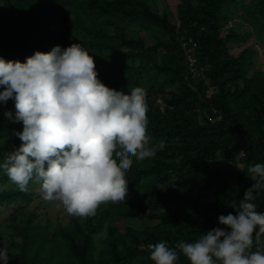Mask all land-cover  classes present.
Segmentation results:
<instances>
[{"label": "trees", "instance_id": "trees-1", "mask_svg": "<svg viewBox=\"0 0 264 264\" xmlns=\"http://www.w3.org/2000/svg\"><path fill=\"white\" fill-rule=\"evenodd\" d=\"M160 2L0 0V57L24 62L79 42L106 86L146 92L147 134L153 146L166 142L154 157L133 158L125 201L67 225L31 210L36 191L19 190L0 169V208H14L0 223L9 264H154L148 244L175 248L225 228L219 216L235 215L255 183L248 167L264 163V69H255L264 0H176V11L166 4L162 12ZM5 109L15 114L12 99L0 105V162L22 143L14 135L22 122ZM253 202L264 212V190ZM177 264L190 262L180 253Z\"/></svg>", "mask_w": 264, "mask_h": 264}, {"label": "clouds", "instance_id": "clouds-1", "mask_svg": "<svg viewBox=\"0 0 264 264\" xmlns=\"http://www.w3.org/2000/svg\"><path fill=\"white\" fill-rule=\"evenodd\" d=\"M9 99L16 111L4 115L22 122L14 133L22 143L0 169L21 191L39 181L43 198L59 201L70 215L94 216L102 204L125 201L133 158L143 161L166 147L164 139L153 146L147 134L146 92L123 95L106 86L79 42L36 51L24 62L0 57V105ZM248 173L255 183L233 206L235 215L219 216L225 228L175 248L166 241L148 244L154 264H177L180 253L190 264H264V251H250L264 234V212L253 202L264 190V163L249 165ZM9 259V250L0 248V264Z\"/></svg>", "mask_w": 264, "mask_h": 264}, {"label": "rangeland", "instance_id": "rangeland-1", "mask_svg": "<svg viewBox=\"0 0 264 264\" xmlns=\"http://www.w3.org/2000/svg\"><path fill=\"white\" fill-rule=\"evenodd\" d=\"M166 4L171 6L173 11H176V0H166V2L159 3L160 12L163 11ZM250 44H254L253 41ZM234 53H239L244 45H234ZM255 55V69H264V46H256ZM28 189L30 191H36L35 200L31 206L32 209H36L42 218H50L54 223H63L64 225L69 224L71 218L74 215L67 213L66 209L59 201H47L43 198L39 181H34V184H29ZM14 208H0V223H5ZM138 225L144 226V222H139ZM5 242V241H4Z\"/></svg>", "mask_w": 264, "mask_h": 264}]
</instances>
